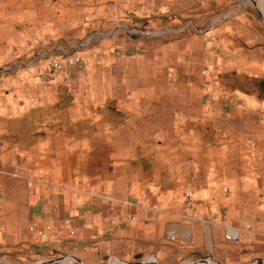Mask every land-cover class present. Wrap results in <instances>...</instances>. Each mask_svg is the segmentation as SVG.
Returning a JSON list of instances; mask_svg holds the SVG:
<instances>
[{
	"label": "rangeland",
	"instance_id": "rangeland-1",
	"mask_svg": "<svg viewBox=\"0 0 264 264\" xmlns=\"http://www.w3.org/2000/svg\"><path fill=\"white\" fill-rule=\"evenodd\" d=\"M251 1L264 8L0 0V188L42 222L64 204L154 203L204 225L210 249L220 230L223 264H262L264 12ZM65 256L33 264H81Z\"/></svg>",
	"mask_w": 264,
	"mask_h": 264
},
{
	"label": "crops",
	"instance_id": "crops-1",
	"mask_svg": "<svg viewBox=\"0 0 264 264\" xmlns=\"http://www.w3.org/2000/svg\"><path fill=\"white\" fill-rule=\"evenodd\" d=\"M80 207L64 204L59 218L42 222L33 213L30 198L23 199L20 190L0 188L1 262L46 263L71 255L82 264H190L202 260L223 264L215 256L224 247L220 230L211 229L210 249L204 225L187 221L186 214L145 202L129 210L133 221L121 218L113 226L104 207ZM45 222L55 223L60 233L50 242L29 231L30 225L42 227Z\"/></svg>",
	"mask_w": 264,
	"mask_h": 264
},
{
	"label": "built area",
	"instance_id": "built-area-1",
	"mask_svg": "<svg viewBox=\"0 0 264 264\" xmlns=\"http://www.w3.org/2000/svg\"><path fill=\"white\" fill-rule=\"evenodd\" d=\"M191 197V194H188ZM136 204L132 203L130 200H119L113 201L108 204L106 208V212L109 217H112L111 224L113 226L119 225L120 219H123V222L133 221V215L129 212L130 208H134ZM153 210H158V208L153 207ZM115 211V212H114ZM29 231L31 233L38 234V237L41 240H49L53 235L57 232L56 224L53 222H45L42 227L32 224L29 226ZM73 235V233H70ZM240 234V230L238 228H234L228 225L224 226V238L229 242H234L238 240ZM72 258L70 256L63 257L64 260ZM256 264V263H255Z\"/></svg>",
	"mask_w": 264,
	"mask_h": 264
},
{
	"label": "water",
	"instance_id": "water-1",
	"mask_svg": "<svg viewBox=\"0 0 264 264\" xmlns=\"http://www.w3.org/2000/svg\"><path fill=\"white\" fill-rule=\"evenodd\" d=\"M253 4H255L256 6H257V4H258V2H255V1H251ZM72 258H74L73 256H72ZM75 260H77L78 262H80L81 263V261L80 260H78V259H76V258H74ZM60 260H62V259H60ZM60 260H54V262H57V261H60ZM0 264H3L2 262H1V260H0ZM82 264V263H81ZM124 264V263H123ZM190 264H211L208 260H202V261H199V262H192V263H190Z\"/></svg>",
	"mask_w": 264,
	"mask_h": 264
},
{
	"label": "bare ground",
	"instance_id": "bare-ground-1",
	"mask_svg": "<svg viewBox=\"0 0 264 264\" xmlns=\"http://www.w3.org/2000/svg\"><path fill=\"white\" fill-rule=\"evenodd\" d=\"M257 6H258V8L261 10V11H263L264 12V8H263V5L261 4V3H258L257 4ZM73 259V258H72ZM211 264H215V263H213V262H211V261H209ZM252 264H254V263H252ZM262 264H264V261L262 262Z\"/></svg>",
	"mask_w": 264,
	"mask_h": 264
}]
</instances>
